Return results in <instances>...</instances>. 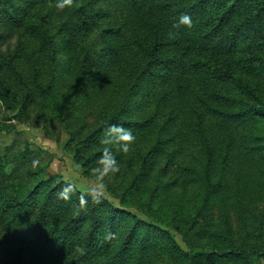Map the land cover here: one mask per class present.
<instances>
[{
  "label": "rangeland",
  "instance_id": "1",
  "mask_svg": "<svg viewBox=\"0 0 264 264\" xmlns=\"http://www.w3.org/2000/svg\"><path fill=\"white\" fill-rule=\"evenodd\" d=\"M147 4L101 0L110 22L139 38L147 36ZM16 5L22 19L11 29L0 11V84L26 104L21 116L23 106L8 107L0 96V155L7 157L11 179L34 186L59 175L81 190L95 188L114 204L170 230L186 248L175 222L191 221L198 208L210 204L216 222L229 217L237 238L250 232L264 244V116L230 125L207 115L200 130L191 118V100L181 94L177 81L161 75L158 66L145 69L147 57L131 40L114 37L98 24L88 41L91 58L85 61L80 41L61 33L69 15L58 0H16ZM31 20L42 21L55 34L54 50L27 30ZM247 53L264 59V50ZM229 59L252 90L228 86L225 91L241 100L233 109L264 102V70L248 69L234 55ZM115 114L129 125L111 126L100 145L77 148L69 143L73 131L81 128L84 135ZM253 134L261 137L253 139ZM252 146L255 156L243 157ZM31 157L46 169L28 181ZM210 184H216L211 193ZM109 186H119L127 203ZM44 194L41 188L35 195L37 205ZM0 256V264H48L43 251L12 240L1 227ZM159 261L169 262L163 255ZM252 264H264V258Z\"/></svg>",
  "mask_w": 264,
  "mask_h": 264
},
{
  "label": "trees",
  "instance_id": "2",
  "mask_svg": "<svg viewBox=\"0 0 264 264\" xmlns=\"http://www.w3.org/2000/svg\"><path fill=\"white\" fill-rule=\"evenodd\" d=\"M143 1L148 3V9L144 19L147 36L142 38L127 33L124 25L111 23L110 11L101 6V0L65 3L69 19L65 20L61 33L80 41L85 61L91 58L88 41L98 24L114 37L131 40L147 57L145 69L158 66L161 75L177 81L181 94L191 100V118L200 130L207 115L230 125L255 115L264 116V102L233 109L241 100L225 91L228 86L241 92L252 91L235 72L231 55L248 69L264 70V59L247 53L264 50V0ZM0 11L6 16V29L18 25L22 19V8L16 5V0H0ZM184 14L191 19V26L183 23L174 26ZM26 28L39 38L43 47L56 48L55 34L42 21L31 20ZM217 82L222 86L217 87ZM0 96L8 107L19 106L20 110L23 106L18 112L24 115L26 104H19L15 94L2 84ZM113 125L125 127L129 123L115 114L84 135L81 128L73 131L69 143H76L77 148L98 146ZM252 137L259 139L261 135ZM255 151L252 146L241 155L255 156ZM17 156L19 153L14 155ZM6 159V155H0L1 231L12 240L43 251L48 264H252L253 259L264 258V244L257 242L259 237L246 232L237 238L229 217L225 214L223 221L216 222L210 204L198 208L191 221L188 218L183 224L181 219L175 222L186 248L170 230L114 204L95 188L81 190L59 175L42 178L34 186L11 179L5 169ZM28 166L31 167L25 171L28 181L46 169V164L32 157ZM41 188L45 194L37 205L35 195ZM215 188L216 184H210L209 193ZM109 189L123 205L127 203L119 186ZM161 255L169 262L157 263Z\"/></svg>",
  "mask_w": 264,
  "mask_h": 264
},
{
  "label": "clouds",
  "instance_id": "3",
  "mask_svg": "<svg viewBox=\"0 0 264 264\" xmlns=\"http://www.w3.org/2000/svg\"><path fill=\"white\" fill-rule=\"evenodd\" d=\"M70 2H71V0H58V7H61L62 8L65 3H70ZM181 23L187 24L188 26H191L192 21H191V19L189 18V16L187 14H184V15H181L179 17V20L178 21H175L174 22V26H178ZM171 34H173V33H170V35ZM127 135H128L129 138H131V134L130 133L127 134ZM127 147H128V145L125 144L124 145V148L127 149Z\"/></svg>",
  "mask_w": 264,
  "mask_h": 264
}]
</instances>
